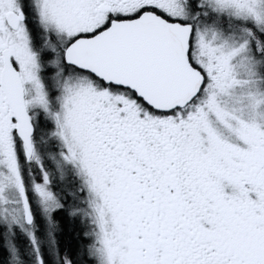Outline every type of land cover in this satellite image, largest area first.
<instances>
[{
    "label": "snow or ice",
    "instance_id": "obj_1",
    "mask_svg": "<svg viewBox=\"0 0 264 264\" xmlns=\"http://www.w3.org/2000/svg\"><path fill=\"white\" fill-rule=\"evenodd\" d=\"M0 264H264V0H0Z\"/></svg>",
    "mask_w": 264,
    "mask_h": 264
}]
</instances>
